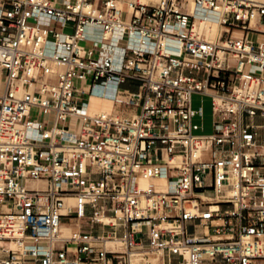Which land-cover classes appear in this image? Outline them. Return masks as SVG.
Segmentation results:
<instances>
[{"label":"built area","instance_id":"obj_1","mask_svg":"<svg viewBox=\"0 0 264 264\" xmlns=\"http://www.w3.org/2000/svg\"><path fill=\"white\" fill-rule=\"evenodd\" d=\"M190 3L0 0V264H264V0Z\"/></svg>","mask_w":264,"mask_h":264},{"label":"bare ground","instance_id":"obj_2","mask_svg":"<svg viewBox=\"0 0 264 264\" xmlns=\"http://www.w3.org/2000/svg\"><path fill=\"white\" fill-rule=\"evenodd\" d=\"M144 1H147V0H144ZM153 1H156V0H153ZM190 1H191V3L187 8L188 11L193 10L192 0H190ZM219 21L220 20H219L218 16L216 15V13H212V14L204 13L203 16L197 18V25L199 27L200 33L204 34L208 40H212V41L216 40L220 34V29H221ZM94 33H99L102 35L101 37H105V39H104V53L108 54L112 57V59L115 62L116 67H118V68H120L121 63L123 61L124 47L126 45L144 46L143 44L139 43L138 38H136L135 36L131 37L129 39V41L119 42L116 35H111L109 33H103L100 30H97ZM235 34L239 35L240 33L235 32ZM97 38H99V37H97ZM169 47L172 48L173 50L178 49L177 46L173 45V44H171ZM2 87H3V84H2V78H1V73H0V92L2 91ZM95 91L97 93H101V92L105 91L108 94L113 95L114 94V86L111 84V86H109L108 88L96 87ZM93 100H99V99L94 98ZM74 202L75 201L73 198H71V197L68 198L67 199V207L73 206ZM104 220L109 221V222H114V220L109 218V217H105ZM67 227H72V226L71 225H64V224L62 225L63 234H68V231L65 230V228H67ZM117 242L118 241H116V240L110 239V240H108L107 245L110 247H113V249H116L117 251L123 250V248H120V247H122L121 245L118 244V246H117ZM139 255H142L144 257L143 252L140 250L134 249L131 252V264H142V259H141V257H139ZM133 256H136L134 260H133ZM151 257H157V256H151ZM153 262H154V264L161 263V261L158 257H157V259H154Z\"/></svg>","mask_w":264,"mask_h":264},{"label":"rangeland","instance_id":"obj_3","mask_svg":"<svg viewBox=\"0 0 264 264\" xmlns=\"http://www.w3.org/2000/svg\"><path fill=\"white\" fill-rule=\"evenodd\" d=\"M66 32H73V28L71 26V24H69L68 28H66L65 30ZM92 36L96 39H102L103 37H101L102 35L99 34V33H93ZM99 37V38H97ZM256 37V36H255ZM259 39L260 40H264V35H260L259 36ZM101 42V41H100ZM138 85L139 83H134V86H132L131 88L133 90H138ZM125 87H129L127 84H124L122 86H120V89H124ZM202 100V97H198V96H195L194 98V103H195V106H198L199 104H201V101ZM203 104H204V107H205V128H206V131H210L211 130V100L209 97H205L203 99ZM210 193V192H209ZM71 234V233H70ZM70 234H65V235H70ZM121 245L122 247L120 248H123L124 250V247L121 243H117V246ZM4 255V253L0 252V256ZM136 256H133V260L135 259ZM139 257H141L142 259V264H154L153 260L154 259H157V257H151L150 259H146L144 258L142 255H139ZM159 264H162V263H159Z\"/></svg>","mask_w":264,"mask_h":264},{"label":"crops","instance_id":"obj_4","mask_svg":"<svg viewBox=\"0 0 264 264\" xmlns=\"http://www.w3.org/2000/svg\"><path fill=\"white\" fill-rule=\"evenodd\" d=\"M260 28L264 29V25L263 26H260ZM137 82L139 83V85H138V90L136 91V90H133L131 87L134 86V83H137ZM124 84H127L129 87H125L124 89H120L123 92H127V93H137V92L140 91V82L137 81V80L130 79V80H127L126 82H124L122 85H124ZM138 110H139V108H137V107L136 108H132V109H126L125 110V113L131 114L133 112H138ZM72 226H73V228L72 227L65 228V230L68 231V234H70L73 229H75V230L78 229L81 232H88L89 230H91L90 226L88 224H86V223H76V222H73L72 223ZM94 229L100 231L101 230V227L100 226H97ZM88 264H101V263L100 262H90Z\"/></svg>","mask_w":264,"mask_h":264}]
</instances>
